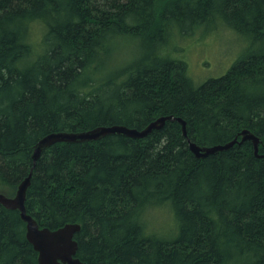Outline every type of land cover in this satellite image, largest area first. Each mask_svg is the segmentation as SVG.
<instances>
[{"label":"trees","instance_id":"1","mask_svg":"<svg viewBox=\"0 0 264 264\" xmlns=\"http://www.w3.org/2000/svg\"><path fill=\"white\" fill-rule=\"evenodd\" d=\"M215 19L259 49L195 86L185 62L161 51L175 29ZM124 37L143 40L145 53L115 68ZM160 116L182 118L187 136L168 121L142 139L55 144L33 166L51 132L141 130ZM245 128L264 155V0H0V194L14 196L31 174L27 214L41 228L80 224L81 261L264 264V157L247 141L197 159L187 143L224 144ZM159 207L171 211V240L146 232ZM0 264H38L19 212L2 205Z\"/></svg>","mask_w":264,"mask_h":264},{"label":"rangeland","instance_id":"2","mask_svg":"<svg viewBox=\"0 0 264 264\" xmlns=\"http://www.w3.org/2000/svg\"><path fill=\"white\" fill-rule=\"evenodd\" d=\"M43 33L41 23L34 22L30 41L36 48L41 43ZM120 41L115 68L141 61L139 59L145 53L143 40L124 37ZM258 49L259 45L248 35L234 31L221 19H215L182 35L175 29L161 52L165 57L185 62L188 76L195 86H199L210 78L223 76L237 59ZM144 221L146 232L156 233L166 240L176 236L171 211L166 207L148 210Z\"/></svg>","mask_w":264,"mask_h":264},{"label":"water","instance_id":"3","mask_svg":"<svg viewBox=\"0 0 264 264\" xmlns=\"http://www.w3.org/2000/svg\"><path fill=\"white\" fill-rule=\"evenodd\" d=\"M168 121H176L180 124L182 135L187 136L186 122L180 117L174 118L172 116H160L141 130L114 124L109 126H96L79 132H51L38 140L34 145L31 155L33 166L41 157L42 152L55 144L95 142L109 135H121L131 139H142L147 137L152 131L162 129ZM247 141L252 144L255 157H264V155L259 154L261 139L246 128L241 130L233 140L224 144L203 146L187 139L188 149L197 159H204L209 155L228 151L234 145H240ZM30 176L31 174L25 177L18 185L14 196L8 197L0 194V205L8 210H16L19 212L20 219L25 224L26 240L37 253L38 264H87L76 257L78 242L74 239V236L80 231V224L68 223L54 230L47 227L41 228L36 220L27 214L25 200L27 190L30 186Z\"/></svg>","mask_w":264,"mask_h":264}]
</instances>
